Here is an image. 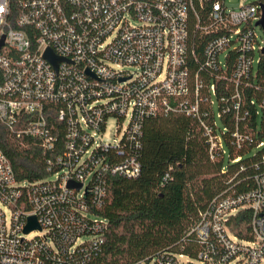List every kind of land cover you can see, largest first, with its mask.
Here are the masks:
<instances>
[{"label":"built area","instance_id":"1","mask_svg":"<svg viewBox=\"0 0 264 264\" xmlns=\"http://www.w3.org/2000/svg\"><path fill=\"white\" fill-rule=\"evenodd\" d=\"M206 1L0 0V122L18 139L38 140L48 171L19 182L0 147V264H92L107 226L90 210L104 204L107 175L139 176L143 122L169 112L200 121L227 188L188 231L195 257L135 264H264V96L255 126L241 125L264 54L262 1L228 9L214 0L203 22L196 3ZM254 90L264 94V81ZM111 119L119 135L104 141ZM31 216L40 226L34 238L24 231Z\"/></svg>","mask_w":264,"mask_h":264},{"label":"trees","instance_id":"2","mask_svg":"<svg viewBox=\"0 0 264 264\" xmlns=\"http://www.w3.org/2000/svg\"><path fill=\"white\" fill-rule=\"evenodd\" d=\"M212 1L207 0L203 6L196 3L203 22L208 19ZM196 24V18L192 19L190 33L198 47L203 35ZM197 69L195 66L193 71ZM263 81L264 54L251 77L253 86L247 90L252 115L241 121V125L255 126L256 105L264 94L254 89ZM252 96L258 98L255 103L251 102ZM222 122L233 129L234 115L226 114ZM142 131L139 176L130 179L107 175L104 204L90 210V217L105 220L107 226L101 252L92 264H135L174 253L195 257L198 245L195 236H188V231L198 220L199 213L227 188L228 178L221 171L223 159L211 158L209 143L196 118L179 112L163 113L147 117ZM0 147L17 181L34 182L48 176L46 154L37 139H18L0 122ZM238 167L239 164H235L232 169ZM248 215L246 211L235 220L242 223L248 220Z\"/></svg>","mask_w":264,"mask_h":264},{"label":"rangeland","instance_id":"3","mask_svg":"<svg viewBox=\"0 0 264 264\" xmlns=\"http://www.w3.org/2000/svg\"><path fill=\"white\" fill-rule=\"evenodd\" d=\"M262 0H225V4L226 7L228 9H235V8H239L240 6H243L244 4H249V3H258ZM258 35L261 37V41L264 42V29L257 27L256 28ZM126 123L123 124V128L125 127ZM119 134L117 133V122L114 119H111L109 121V125L108 128L106 130V132L103 135V140L104 141H108V140H112V138H114L115 136H118ZM7 214L9 215V212H7ZM36 232L33 231L31 232L28 236V238H34L36 236ZM192 259L190 258H182L181 262L183 264H186L188 261H191Z\"/></svg>","mask_w":264,"mask_h":264},{"label":"water","instance_id":"4","mask_svg":"<svg viewBox=\"0 0 264 264\" xmlns=\"http://www.w3.org/2000/svg\"><path fill=\"white\" fill-rule=\"evenodd\" d=\"M260 8H261V12H262V17L261 19L257 22L258 25H261V27L264 29V3H261L260 4ZM3 41L0 42V46L2 45ZM46 58L52 62L55 66H57V63L61 60L59 57H57L53 52L52 50L48 49L47 52H46ZM69 186L70 187H77V189H81L82 188V184H74L72 182H69ZM35 229H40V226L37 222V219L35 216H31L29 217L28 219V224L25 228V233H29L31 232L32 230H35Z\"/></svg>","mask_w":264,"mask_h":264},{"label":"snow or ice","instance_id":"5","mask_svg":"<svg viewBox=\"0 0 264 264\" xmlns=\"http://www.w3.org/2000/svg\"><path fill=\"white\" fill-rule=\"evenodd\" d=\"M0 11H2V9H0Z\"/></svg>","mask_w":264,"mask_h":264}]
</instances>
